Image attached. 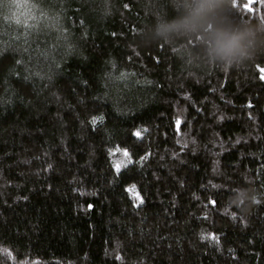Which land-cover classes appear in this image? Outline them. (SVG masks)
Masks as SVG:
<instances>
[{"label":"trees","instance_id":"trees-1","mask_svg":"<svg viewBox=\"0 0 264 264\" xmlns=\"http://www.w3.org/2000/svg\"><path fill=\"white\" fill-rule=\"evenodd\" d=\"M28 2L48 26L0 22V264H264V45L225 71L158 30L186 0Z\"/></svg>","mask_w":264,"mask_h":264},{"label":"clouds","instance_id":"clouds-1","mask_svg":"<svg viewBox=\"0 0 264 264\" xmlns=\"http://www.w3.org/2000/svg\"><path fill=\"white\" fill-rule=\"evenodd\" d=\"M226 0H186L183 15L158 24L168 33L186 30L201 33L208 45L209 56L227 71L245 60H252L264 45V20L245 26L231 24L221 17Z\"/></svg>","mask_w":264,"mask_h":264},{"label":"snow or ice","instance_id":"snow-or-ice-1","mask_svg":"<svg viewBox=\"0 0 264 264\" xmlns=\"http://www.w3.org/2000/svg\"><path fill=\"white\" fill-rule=\"evenodd\" d=\"M252 2L253 0H249V4L244 5V7L248 11H252V9L250 8V4ZM35 8L36 5L29 4L28 0H0V22L14 21L17 25L22 24L25 28L26 33L29 30L36 29L40 25L41 19H44L45 26H48L46 17H37L33 15L32 10ZM5 9L9 11V15L4 14ZM12 9H15V11H12ZM21 16L24 17L23 20H21ZM29 21H32V23H29ZM261 78L264 79V76H262ZM137 135H139V133H137Z\"/></svg>","mask_w":264,"mask_h":264}]
</instances>
